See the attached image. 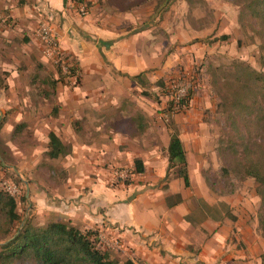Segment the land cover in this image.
Listing matches in <instances>:
<instances>
[{
  "label": "rangeland",
  "instance_id": "374dc122",
  "mask_svg": "<svg viewBox=\"0 0 264 264\" xmlns=\"http://www.w3.org/2000/svg\"><path fill=\"white\" fill-rule=\"evenodd\" d=\"M39 5V0H0V191L9 194L6 189H10L19 216L8 237L0 234V246L27 222L38 227L51 222L70 223L62 202L70 164L80 166V162L70 160L73 144H98L102 173L112 187L127 188L139 183L137 174H133L134 162L131 166L130 162L112 165L116 157L114 141L106 135L100 137V133L97 138L89 135L79 139L62 129V138L69 142L66 155L56 159L47 156L48 133L56 126L55 119L68 112L60 99L66 101L80 87L82 72L71 55L58 50L57 57L50 58L45 53L39 27L43 23L51 26L58 48L61 28L41 15ZM83 6V13L77 6L71 7L78 21L94 28L103 23L109 28L114 25L118 33L136 35L140 38L138 48L149 51V67L131 81V97L123 99L126 115L132 117L140 109L149 115L151 127L146 142L162 147L165 139L177 132L197 178L195 188L189 192L200 190L202 183L216 203H222L225 217L234 221L232 213L239 209L254 213L258 229L261 187L252 178L239 174L237 161L244 155L240 143L246 131L230 118L237 85L235 64L264 75L258 22L242 14L237 0H85ZM66 34L69 37L70 30ZM90 41L96 42V36ZM106 66L110 68L107 62ZM169 87L172 92L177 89L181 94L190 93L189 101L170 110L172 96L166 93ZM98 96L99 102L113 101L118 106L112 94ZM110 112L107 110V117ZM39 119L44 122L38 123ZM251 136L260 141L255 132ZM81 152L82 157L75 159L83 161L84 174L92 177L90 151L83 148ZM172 174L167 173L171 175L169 179L174 177ZM168 199L176 202L177 197ZM224 199L232 200L234 207ZM196 203L200 205V201ZM196 210L189 220L201 218L200 207ZM3 225L0 213V232ZM76 228L98 235L95 228ZM97 237L96 246L102 249L103 243ZM107 251L117 264L125 263L124 257Z\"/></svg>",
  "mask_w": 264,
  "mask_h": 264
},
{
  "label": "crops",
  "instance_id": "0c3cea01",
  "mask_svg": "<svg viewBox=\"0 0 264 264\" xmlns=\"http://www.w3.org/2000/svg\"><path fill=\"white\" fill-rule=\"evenodd\" d=\"M39 4L41 15L61 28L58 50L75 58L82 72L80 87L66 101L60 99L68 112L55 119L52 132L64 147L69 142L62 138V129L79 139L89 135L97 138L99 133L100 137H111L116 151L112 165L124 166L130 162L131 166L138 159L144 169L136 175L139 183L114 188L103 176L98 144L88 146L80 141L71 145L70 160L80 162V166L70 164L64 185L62 208L69 214L67 221L83 230L97 229L106 250L134 264H264V238L257 229L254 213L237 208L238 213L232 211L233 221L225 217L222 203H216L202 183L200 190L189 192L195 188L197 178L179 134L189 185L186 187L174 177L169 179L166 156L169 136L162 147L146 142L151 127L149 115L144 109L132 117L124 112L123 99L131 97V85L134 90L132 77L144 73L151 63L149 51L138 48L140 38L118 33L114 25L109 28L103 23L100 28H94L81 23L73 17L72 4L67 0H39ZM94 36L96 42L90 41ZM108 93L114 100L118 99V106L113 101L99 102L98 95L106 97ZM107 110L111 111L110 117ZM43 122L38 120L40 124ZM83 148L90 151L92 177L84 174L83 161L75 159L82 157ZM171 196L177 197L176 202H170ZM224 202L234 207L232 200L224 199ZM198 207L201 218L195 222L189 220Z\"/></svg>",
  "mask_w": 264,
  "mask_h": 264
},
{
  "label": "trees",
  "instance_id": "16d2710c",
  "mask_svg": "<svg viewBox=\"0 0 264 264\" xmlns=\"http://www.w3.org/2000/svg\"><path fill=\"white\" fill-rule=\"evenodd\" d=\"M84 1L71 0L69 3L78 6ZM237 4L242 6L243 15H248V18L258 22L261 27L258 34L262 40L261 64L264 68V0H237ZM235 68L237 85L233 89L235 95L230 104V118L234 125L241 126L246 131V136L243 133L240 143L244 155L237 161V166L241 177L252 178L261 187L258 230L264 238V75L240 63L235 64ZM70 71L74 73L73 69ZM140 76L141 74L132 77V80L136 81ZM160 86L163 88L161 83ZM169 91L166 93L172 96L170 110L172 106L174 109L176 106L185 105L191 97L188 93L184 99L176 101L171 94V87ZM254 132L258 134L259 142L252 140L251 134ZM48 140L47 156L50 159L65 154V147L53 132L48 134ZM166 152L167 171L173 172L172 175L187 187L189 178L186 155L175 131L169 136ZM134 167L133 174L143 173L140 160H134ZM16 208V200L0 191V213L4 222L0 232L2 236L8 237L14 223L18 221ZM97 236L93 231L83 232L70 223L51 222L44 227H38L27 222L18 233L10 236L0 246V264H117L103 245L100 246L102 249L96 246ZM124 264L134 263L127 260Z\"/></svg>",
  "mask_w": 264,
  "mask_h": 264
},
{
  "label": "built area",
  "instance_id": "2783aa9c",
  "mask_svg": "<svg viewBox=\"0 0 264 264\" xmlns=\"http://www.w3.org/2000/svg\"><path fill=\"white\" fill-rule=\"evenodd\" d=\"M67 1L70 2L71 0H67ZM77 7L79 8V11L81 13L84 12V8L85 7L83 6V4L80 3V4H78ZM38 36H39L40 40L43 42V44H44L45 53L50 58H52V57L56 58L57 54H58V39H57V37L55 35L54 30L51 28V26L48 23H43L39 27ZM180 92H181V90H177V89L173 92V98L176 101L182 100V99H184L187 96V93L181 94ZM6 191L9 194H11V195L13 194L10 191V189H6ZM11 197H13V196H11Z\"/></svg>",
  "mask_w": 264,
  "mask_h": 264
}]
</instances>
